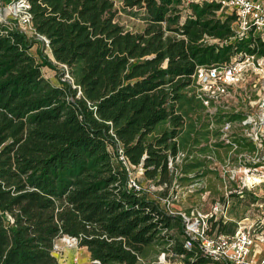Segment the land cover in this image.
I'll return each mask as SVG.
<instances>
[{
	"label": "trees",
	"instance_id": "trees-1",
	"mask_svg": "<svg viewBox=\"0 0 264 264\" xmlns=\"http://www.w3.org/2000/svg\"><path fill=\"white\" fill-rule=\"evenodd\" d=\"M115 1L144 10L142 31L114 20ZM25 2L29 22L0 21V264H57L60 236L85 247L93 264H136L154 243L184 264H221L168 208V188L152 196L141 182L170 183L188 112L198 108L200 126L213 135L223 131L210 123L250 125L241 110L207 113L190 75L244 54L264 57V29L235 32L234 16L210 0ZM44 66L56 71V85ZM241 135L232 145L257 150ZM262 156L245 165L259 167ZM134 167L141 179L131 176ZM212 220L206 235L235 233Z\"/></svg>",
	"mask_w": 264,
	"mask_h": 264
},
{
	"label": "rangeland",
	"instance_id": "rangeland-1",
	"mask_svg": "<svg viewBox=\"0 0 264 264\" xmlns=\"http://www.w3.org/2000/svg\"><path fill=\"white\" fill-rule=\"evenodd\" d=\"M185 6L182 4L178 7L181 18L186 14ZM26 8L25 0H0V21L9 25L15 19L24 22ZM113 10L114 20L125 29L142 31L145 26L143 9H126L121 2L115 1ZM23 28L32 34L29 25ZM37 37L45 42L41 45L43 52L50 55L44 38ZM37 46L39 44L32 47L33 53ZM41 71L51 84L58 83L55 70L44 66ZM243 74L242 79L229 88L226 95L217 97L214 103L223 111L241 110L248 113L251 124L241 131L237 122L228 125L210 123L209 128L218 127L223 131L220 135H213L205 133L200 126L198 108L188 112L181 132L186 136V141L175 160L170 159L168 163L173 172L170 183H151L147 186L148 181L141 182L144 187H149L148 191L152 196L168 188L163 200L172 212L182 215L186 229L198 226L200 230L209 232V218L212 217V221L221 218L227 222L224 232L234 233L239 226L251 225V233L255 238L260 234L264 235V76L259 71L250 69ZM216 106L208 105L206 112L215 114ZM206 120L209 119L203 118L202 124ZM164 126L167 123L162 125ZM162 127H156L153 133L160 131ZM187 132L189 133L186 134ZM241 132L257 143V150L251 152L247 148L232 145L233 140H236L235 136H242ZM259 152L263 153L259 159L263 164L257 168L247 167L245 164L249 161H257ZM131 176L141 179L142 169L134 167ZM214 231L219 232L216 228L210 232ZM52 255L57 264H93L86 248L79 247L67 236L54 240ZM181 259L182 257L168 249V245L154 243L144 248L143 255L136 264H184Z\"/></svg>",
	"mask_w": 264,
	"mask_h": 264
},
{
	"label": "built area",
	"instance_id": "built-area-1",
	"mask_svg": "<svg viewBox=\"0 0 264 264\" xmlns=\"http://www.w3.org/2000/svg\"><path fill=\"white\" fill-rule=\"evenodd\" d=\"M210 1L219 5V12L234 16L231 27L235 32L247 30L258 32L264 29V0ZM29 17L26 13L23 20L29 22ZM249 69L259 71L264 76V57L244 54L242 58L234 59L229 64L197 66L190 76L196 87L195 92L203 99V103L208 106L211 101L212 105L216 106L214 103L216 98L226 95L228 89L236 85L242 79L244 71ZM246 122L251 124L248 115L243 123ZM255 144L257 146V143ZM129 185L138 188L133 179L129 180ZM186 232L191 238L199 241L203 251L221 264H264V259H255L251 256V248L255 241L257 239L264 241L263 234L255 238L251 233V226H239L233 235L208 236L204 229L200 230L198 226L187 227ZM71 239L76 243L74 238Z\"/></svg>",
	"mask_w": 264,
	"mask_h": 264
},
{
	"label": "crops",
	"instance_id": "crops-1",
	"mask_svg": "<svg viewBox=\"0 0 264 264\" xmlns=\"http://www.w3.org/2000/svg\"><path fill=\"white\" fill-rule=\"evenodd\" d=\"M250 227L248 225H244ZM251 256L255 259H264V241L257 239L251 248Z\"/></svg>",
	"mask_w": 264,
	"mask_h": 264
},
{
	"label": "water",
	"instance_id": "water-1",
	"mask_svg": "<svg viewBox=\"0 0 264 264\" xmlns=\"http://www.w3.org/2000/svg\"><path fill=\"white\" fill-rule=\"evenodd\" d=\"M67 77H68V75H67Z\"/></svg>",
	"mask_w": 264,
	"mask_h": 264
}]
</instances>
